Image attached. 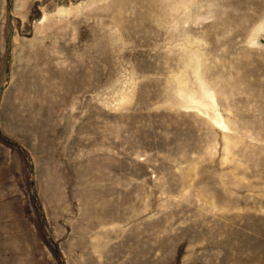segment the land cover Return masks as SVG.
I'll return each instance as SVG.
<instances>
[{
	"label": "rangeland",
	"instance_id": "rangeland-1",
	"mask_svg": "<svg viewBox=\"0 0 264 264\" xmlns=\"http://www.w3.org/2000/svg\"><path fill=\"white\" fill-rule=\"evenodd\" d=\"M0 264H264V0H0Z\"/></svg>",
	"mask_w": 264,
	"mask_h": 264
}]
</instances>
